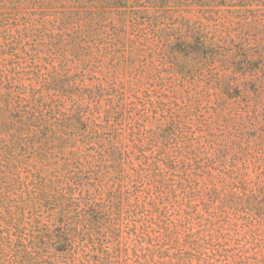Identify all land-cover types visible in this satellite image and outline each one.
Returning a JSON list of instances; mask_svg holds the SVG:
<instances>
[{
    "label": "rangeland",
    "instance_id": "rangeland-1",
    "mask_svg": "<svg viewBox=\"0 0 264 264\" xmlns=\"http://www.w3.org/2000/svg\"><path fill=\"white\" fill-rule=\"evenodd\" d=\"M0 264H264V0H0Z\"/></svg>",
    "mask_w": 264,
    "mask_h": 264
}]
</instances>
